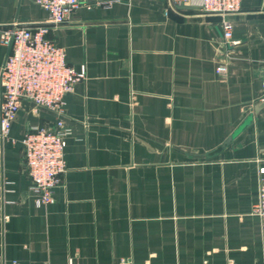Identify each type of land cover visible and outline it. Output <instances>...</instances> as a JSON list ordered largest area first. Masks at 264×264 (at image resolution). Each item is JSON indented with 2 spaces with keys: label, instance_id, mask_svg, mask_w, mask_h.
Here are the masks:
<instances>
[{
  "label": "crops",
  "instance_id": "1",
  "mask_svg": "<svg viewBox=\"0 0 264 264\" xmlns=\"http://www.w3.org/2000/svg\"><path fill=\"white\" fill-rule=\"evenodd\" d=\"M222 18L199 0L81 4L49 33L85 79L65 96L66 173L54 203L30 196L22 138L57 116L23 100L0 140V257L21 264H264V0ZM0 0L5 24L47 19ZM6 48L0 42V70ZM226 71L216 74V67ZM1 92V88H0Z\"/></svg>",
  "mask_w": 264,
  "mask_h": 264
},
{
  "label": "built area",
  "instance_id": "2",
  "mask_svg": "<svg viewBox=\"0 0 264 264\" xmlns=\"http://www.w3.org/2000/svg\"><path fill=\"white\" fill-rule=\"evenodd\" d=\"M117 0H33L48 17L33 24L11 22L2 26L0 42L6 57L0 70V140L7 138L23 100L57 116L53 128L30 127L22 138V153L28 191L36 206L54 203L53 190L62 182L67 167L64 159L65 140L69 129L63 122L65 96L85 79V71L77 72L65 60L49 33L70 22V15L81 5L110 6ZM193 0H171L172 5L191 4ZM199 10L222 18L221 41L230 48L233 24L227 16L241 10L240 0H199ZM226 71L216 67V74ZM264 89V65L260 77ZM264 155V150H263ZM257 170V198L252 214L259 218L261 246L264 253V158ZM0 264H7L0 257ZM11 264H21L12 262ZM67 264H72L69 259ZM229 264H233L229 262Z\"/></svg>",
  "mask_w": 264,
  "mask_h": 264
}]
</instances>
